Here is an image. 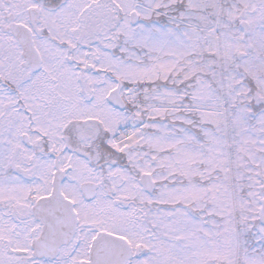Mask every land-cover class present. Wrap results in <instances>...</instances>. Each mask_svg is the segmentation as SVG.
Segmentation results:
<instances>
[{"label":"snow or ice","instance_id":"6c2138e0","mask_svg":"<svg viewBox=\"0 0 264 264\" xmlns=\"http://www.w3.org/2000/svg\"><path fill=\"white\" fill-rule=\"evenodd\" d=\"M0 264H264V0H0Z\"/></svg>","mask_w":264,"mask_h":264}]
</instances>
